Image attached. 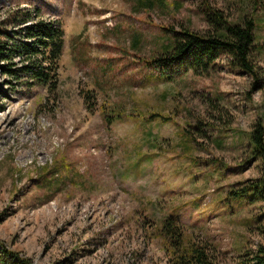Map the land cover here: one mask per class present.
I'll return each mask as SVG.
<instances>
[{
    "label": "rangeland",
    "instance_id": "374dc122",
    "mask_svg": "<svg viewBox=\"0 0 264 264\" xmlns=\"http://www.w3.org/2000/svg\"><path fill=\"white\" fill-rule=\"evenodd\" d=\"M146 1L0 0L15 41L39 19L65 33L52 91L5 70L20 55L0 59V247L33 264H175L168 217L217 264L264 246V194L233 195L261 176L250 132L264 122V0H208L253 19L255 75L225 55L209 75L172 66L175 32L211 28L203 1Z\"/></svg>",
    "mask_w": 264,
    "mask_h": 264
},
{
    "label": "trees",
    "instance_id": "16d2710c",
    "mask_svg": "<svg viewBox=\"0 0 264 264\" xmlns=\"http://www.w3.org/2000/svg\"><path fill=\"white\" fill-rule=\"evenodd\" d=\"M157 1L159 4L166 2V0ZM202 1L203 13L211 27L210 30L203 33L184 26L180 31L175 32L173 46L167 52L170 64L192 70L197 75H209L216 69L217 60L225 55L235 67L255 75L257 71L253 57L257 45L253 19L247 18L242 23H233L227 19L222 10L212 8L208 0ZM155 2L156 0H147L142 6L152 8ZM175 6L179 8V5ZM23 16V24L33 20L29 13ZM23 30L27 32L26 40L15 41L9 32L0 29V34L8 38L7 41L0 40V59L11 60L14 54H18L26 62L18 69L5 67V70L11 73L19 72L17 74H23L31 85L45 86L52 91L57 87L59 60L65 43L62 24L56 20L39 19L24 26ZM95 98L93 93L85 97L86 102L89 103L88 107L92 106L91 109L95 108ZM91 99L93 102H90ZM250 142L252 157L261 163V176L251 184L254 187L250 185L235 190L233 195L236 198L243 196L250 189L264 194V122L258 120L254 123L250 132ZM262 199L264 200V196ZM177 223L174 217H168L163 225L164 236L170 240V245L177 255L175 264H217L216 258L210 254L206 246L196 242L184 243V231ZM249 260L253 263L242 261L240 264H264V246H260L254 258ZM0 264L33 263L30 258L2 246Z\"/></svg>",
    "mask_w": 264,
    "mask_h": 264
}]
</instances>
